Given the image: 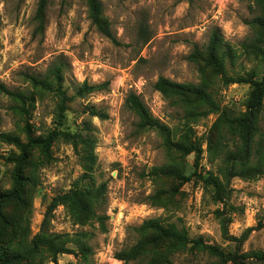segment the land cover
<instances>
[{
  "label": "rangeland",
  "instance_id": "obj_1",
  "mask_svg": "<svg viewBox=\"0 0 264 264\" xmlns=\"http://www.w3.org/2000/svg\"><path fill=\"white\" fill-rule=\"evenodd\" d=\"M41 2L0 0V90L20 94L0 92V135L16 140L0 138V192L11 189L13 160L29 138L55 132L78 139L74 146L55 137L47 155L38 147L27 149L23 196L4 210L10 225L0 223V253L30 251L52 198L84 177L83 187L105 186L97 210L103 226L96 221L79 226L57 207L48 232L69 239L87 233L89 264H264L247 257L264 254V99L252 149L259 154L250 162L261 173L221 177L223 202L204 185L208 174L219 173L221 160L240 148L221 113L230 118L243 113L252 90L248 84H225L208 64V45L216 33V57H223L226 77L261 81L264 32L256 21L264 22V0H99L116 44L90 22L85 0H43L40 27ZM160 77L200 86L220 111L204 116L201 104L183 106L164 98L153 89ZM31 78L50 90L33 85ZM129 94L139 98L158 130L139 132L138 118L125 107ZM188 146H198L200 156L184 154ZM221 218L229 220L227 237L241 239L239 244L223 236ZM154 219L185 229L190 242L201 239L222 258L194 243H165L153 254L146 245L147 253L134 261L116 260L140 240L138 228ZM67 248L72 253L59 256L56 264H84L73 242ZM34 264L54 263L41 250Z\"/></svg>",
  "mask_w": 264,
  "mask_h": 264
},
{
  "label": "trees",
  "instance_id": "obj_2",
  "mask_svg": "<svg viewBox=\"0 0 264 264\" xmlns=\"http://www.w3.org/2000/svg\"><path fill=\"white\" fill-rule=\"evenodd\" d=\"M85 2L87 4L90 22L95 27H97L107 39L116 44L115 38L110 33L109 23L103 17V9L99 0H85ZM43 7L44 2L42 0L38 10V20L40 27L42 25L40 21L43 20ZM256 24L259 25L264 32V22L260 20L256 21ZM219 46V38L217 34L214 33L208 45V64L214 67L217 73L222 75L226 85L248 84L252 89L249 95L247 106L243 113H240L238 116L233 118L227 116L226 113H221L223 124L226 126V128L234 132L235 136L240 142L238 154L230 153L223 160H221L222 166H220L219 173L216 176L210 173L208 174L207 178L204 179V185L213 189L217 201L223 202L226 191L222 181L220 180L221 177H224L228 181L234 177L251 176L261 173L260 166H253L250 162L251 159L254 158L255 154H259V150H256L255 154H253L252 149L254 147L255 137L258 133V120L262 111V103L264 99V77L261 79V81L254 80V78L248 79L244 77H226L224 74L223 57H216ZM53 76L57 81H59L60 70L55 69ZM30 80L33 85L40 86L45 90H50V85L44 81H40L37 78H31ZM100 88L101 86L90 87L86 89L88 92H90ZM153 89L164 98L170 99L174 103H179L183 106L191 105L193 103L205 106L207 110L202 112V115L204 116L212 113H218L220 111L219 106L213 101L210 94L200 86L177 84L166 78L160 77L154 83ZM0 92L9 97H20V94H14L6 88H1ZM125 107L138 118L136 127L140 133L159 129V125L151 118L147 109L137 96L129 94L125 100ZM58 118L60 123L62 119L61 111L58 113ZM58 136H62L64 139L76 146L75 139H78L77 136H71L67 133L57 134L54 132L45 139L29 138L27 144L22 146L20 157L13 160V162L16 163V167L13 173L11 189L6 192H0V223L3 227H8L10 225V221L4 216V210L13 203H20L23 196V170L29 158L27 149L31 147H38L44 154L47 155L48 148L51 145L53 139ZM0 138L5 140L7 143H13L16 141L7 134H1ZM80 141L85 145L89 143L88 139H80ZM210 150L211 147H209L208 151ZM183 152L187 155L195 153L197 157H199L201 154V150L198 146H188L187 148L183 149ZM177 176L181 178V176ZM84 179V177H81L73 184L69 191L52 198L51 202L47 206L40 231L31 240L30 251H27L21 256L11 257L1 252L0 264H13L20 261H25L27 264H34L37 253H39L41 250H44L50 257L51 261L56 264V260L59 256L72 253V250L67 248V243L69 241L73 242L76 246L78 254L81 257V261L84 264H89L92 250L87 242L84 241V239L89 236L87 233L81 232L79 234L73 235V239H69L70 235L68 234H53L48 232L51 214L57 207H63L70 219L79 226L87 225L90 221H96L98 224L103 226L104 218L97 215V210L104 203V196L106 192L105 186L101 185L97 188H86L81 185ZM181 179L183 180V178ZM220 215L222 216V214ZM228 223V219L225 220V218H221L220 227L223 236L230 241H234L239 244L241 239L227 237L226 228ZM137 232L141 234L140 240L129 249L117 253L115 255L116 260L123 262L134 261L146 251V245L151 247L148 253L153 254V249L159 247V244L165 243H172L180 247L185 246L188 243H194L198 246L201 245L203 249L208 250L222 258L221 254L215 247L202 245V242H200L201 239L195 242H190L185 229L178 230L173 224L165 226L159 219L144 222L138 228ZM247 257L264 263V254L262 253H252Z\"/></svg>",
  "mask_w": 264,
  "mask_h": 264
}]
</instances>
